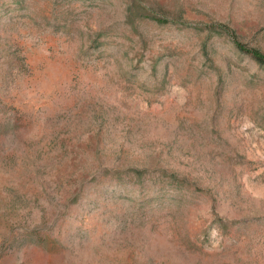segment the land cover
<instances>
[{
    "label": "rangeland",
    "instance_id": "rangeland-1",
    "mask_svg": "<svg viewBox=\"0 0 264 264\" xmlns=\"http://www.w3.org/2000/svg\"><path fill=\"white\" fill-rule=\"evenodd\" d=\"M264 0H0V264H264Z\"/></svg>",
    "mask_w": 264,
    "mask_h": 264
},
{
    "label": "trees",
    "instance_id": "trees-1",
    "mask_svg": "<svg viewBox=\"0 0 264 264\" xmlns=\"http://www.w3.org/2000/svg\"><path fill=\"white\" fill-rule=\"evenodd\" d=\"M249 54L257 63H259L260 65H264V54L260 53L259 51H252Z\"/></svg>",
    "mask_w": 264,
    "mask_h": 264
}]
</instances>
